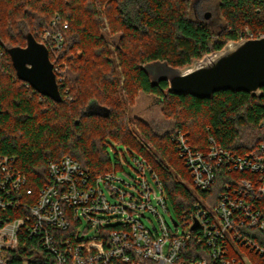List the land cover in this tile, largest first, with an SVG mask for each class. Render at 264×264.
Returning <instances> with one entry per match:
<instances>
[{
	"label": "trees",
	"instance_id": "trees-1",
	"mask_svg": "<svg viewBox=\"0 0 264 264\" xmlns=\"http://www.w3.org/2000/svg\"><path fill=\"white\" fill-rule=\"evenodd\" d=\"M194 6V0H0V154L14 156L38 189L49 181V161L65 155L91 173L109 169L113 140L149 161L177 218L188 212L198 196L173 139L177 131L188 134L194 150H208L213 137L239 155L258 149L264 139V93L174 94L167 81L154 85L143 68L154 61L182 68L238 40L246 29L264 30V0H218L224 20L218 29L193 16ZM28 32L49 48L53 39L45 41L46 32L63 35L61 46L50 51L64 75L58 81L62 101L16 75L8 48L25 46ZM111 36L118 37L115 44ZM121 89L130 105L140 91L158 97L174 126L161 132L138 121L143 142L130 127ZM91 101L109 113H86ZM229 176L218 168L216 183L202 194L211 193L216 203ZM33 246L27 241L21 253L29 255Z\"/></svg>",
	"mask_w": 264,
	"mask_h": 264
},
{
	"label": "built area",
	"instance_id": "built-area-1",
	"mask_svg": "<svg viewBox=\"0 0 264 264\" xmlns=\"http://www.w3.org/2000/svg\"><path fill=\"white\" fill-rule=\"evenodd\" d=\"M261 36L264 30L246 29L238 40ZM49 38V51L55 52L63 35L46 32L43 39ZM54 71L62 80L56 63ZM173 139L198 196L188 212L172 216L175 230L159 212V207L169 210L159 175L135 151L116 149L118 162L98 173L70 155L49 161V181L38 189L14 156L0 154V264H264V139L244 155L213 137L206 151L194 150L180 130ZM128 153L138 172L133 192L115 184L132 186L116 170ZM220 167L230 176L214 203L211 193L202 192L214 186ZM29 240L34 246L25 256L22 247Z\"/></svg>",
	"mask_w": 264,
	"mask_h": 264
},
{
	"label": "water",
	"instance_id": "water-1",
	"mask_svg": "<svg viewBox=\"0 0 264 264\" xmlns=\"http://www.w3.org/2000/svg\"><path fill=\"white\" fill-rule=\"evenodd\" d=\"M209 16L207 12L206 17ZM25 38V46L8 48L17 77L42 95L62 101L48 46L38 41L32 32ZM143 68L154 85L167 81L174 94L211 98L216 92L229 89L261 96L264 93V36L230 40L220 50L182 68L173 67L166 61L150 62ZM86 113L106 115L109 109L91 101Z\"/></svg>",
	"mask_w": 264,
	"mask_h": 264
},
{
	"label": "rangeland",
	"instance_id": "rangeland-1",
	"mask_svg": "<svg viewBox=\"0 0 264 264\" xmlns=\"http://www.w3.org/2000/svg\"><path fill=\"white\" fill-rule=\"evenodd\" d=\"M194 2H195V6L192 12L193 16H195L198 19L207 20L213 23L216 29H218L224 24V20L219 11L218 0H200V1L194 0ZM207 12L210 13L209 17H206ZM110 39L113 41L112 44H115V42H117L118 40V37L111 36ZM120 93L123 94L124 96L123 97L124 106L126 107V110L128 112L131 129L134 130L135 134H137V136H139L142 139V141L145 142L146 144L148 142L145 141V139L143 138L138 121L141 120L147 122L150 125H152L154 129L161 132H166L174 126L175 124L174 118H168L166 114H164V112L162 111V107H163L162 101L158 97L140 91L138 92L134 100V103L130 105L128 101L124 100L125 92L123 89L120 90ZM115 147H117V149L126 150V147L124 145L116 144L113 140L109 141L108 152L111 156L113 164H116L118 162L115 152ZM120 156L123 157L122 154H120ZM125 160L126 162L122 164V168L118 167L116 169L117 176L125 180V182L131 184L132 186L125 184L122 181H115V184L125 190L133 192V185H135V178L137 177L138 172L135 169L136 164L133 161L130 153L126 155ZM105 191L108 194L109 198H111L108 189H105ZM168 207H169L168 211H164L163 208L159 207V212L163 214L168 224L173 227L172 216L177 218V214L175 213L170 203ZM148 216L151 218L153 223L158 226L157 217L151 213H149ZM144 221L147 225L152 226V222L150 220L145 219ZM182 229L183 228L181 226L178 227V232H181Z\"/></svg>",
	"mask_w": 264,
	"mask_h": 264
}]
</instances>
